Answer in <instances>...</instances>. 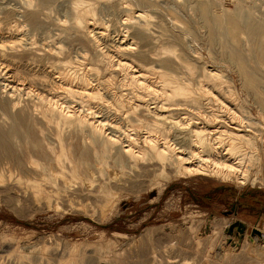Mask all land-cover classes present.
I'll return each mask as SVG.
<instances>
[{
    "label": "bare ground",
    "instance_id": "1",
    "mask_svg": "<svg viewBox=\"0 0 264 264\" xmlns=\"http://www.w3.org/2000/svg\"><path fill=\"white\" fill-rule=\"evenodd\" d=\"M15 1L17 6L14 3L11 7V2L0 1V18L6 21V25L0 27V167H14L17 172L18 169H27V172L30 169V173L37 174L40 178L33 176L32 183H29L33 199L40 197L43 182L64 189L71 187V183L83 188L96 185L104 191L123 190L136 184V179H156L158 176L166 182L179 178H210L232 183L238 188L248 183L251 186L264 184V59H258L264 48V14L259 17L255 13L260 2L235 0L230 10H223L221 6V12L216 7L218 0H193L191 6L183 5L187 11L198 13L196 20H200L201 27L205 26L207 30L204 36L207 35L212 42L219 37L230 48L228 53L226 51L228 58L224 60L228 59L226 63L235 71L233 73L243 78L241 90L250 97L262 118V121L255 122L236 86L229 83L231 77L223 76L224 69L220 70L223 67L208 69L209 65H205L197 72L196 62L186 59L188 56L185 58L184 52V55L177 53L176 47L182 43V48L186 47L189 53L192 52L190 54L198 56L194 50L196 46L189 45L192 39L187 41V37H183L189 34L193 38L196 34L183 25L184 22L180 25V19L165 9L164 1ZM150 11L161 14L153 19ZM59 12L63 13V21L61 14L57 15ZM97 16L101 19L110 17L114 27H117L115 23L121 27L120 36H109L104 23L96 28L99 24ZM165 16L179 25L182 32L165 26L162 20ZM50 26L56 27L58 34L49 32ZM195 31L198 32L199 28ZM60 36L65 42L59 40ZM215 58L213 60H217ZM250 61L254 71L248 65ZM177 67L183 70H180L182 73L177 72ZM248 70L253 77L258 76V82L249 80ZM74 147L79 148L76 156L72 152ZM1 179L2 186L4 181ZM163 186L158 184L159 195ZM58 192L56 190L57 195ZM7 201L12 204L11 200ZM35 211H38L36 207ZM218 221L206 220L203 225L207 232L202 238L208 241L206 247H212L220 235L224 241L217 243V250L213 248L215 260L228 264L243 262L247 225L238 220L228 221L224 231L221 228L220 232ZM175 228L177 230V226ZM228 229L230 233H227ZM255 229L259 233L254 237L255 246L260 255H264V217ZM41 239L39 242L44 243ZM202 239L197 237L199 243ZM157 240L151 242L152 261L136 253L135 261L126 264H178L177 260V263L171 262L173 254L169 256L174 250L171 240ZM83 254L81 258L86 256ZM17 257L27 259L29 255L17 254ZM95 258L98 260L102 256L96 255ZM118 258L109 260L111 264H119ZM180 258L182 264H197L187 263V257L185 261ZM87 260H90L89 256ZM66 264H83V261L69 259Z\"/></svg>",
    "mask_w": 264,
    "mask_h": 264
},
{
    "label": "rangeland",
    "instance_id": "2",
    "mask_svg": "<svg viewBox=\"0 0 264 264\" xmlns=\"http://www.w3.org/2000/svg\"><path fill=\"white\" fill-rule=\"evenodd\" d=\"M0 1L2 2L5 1L6 3L11 2L9 3L10 4L9 7L13 6L14 3H15L14 5L17 6V2L15 0L14 1L13 0H7V1L0 0ZM163 1L165 4L164 5L165 9L170 14H173V16L175 15L174 17L176 18L178 17L177 18L178 20L180 19L179 20V23H181L180 25H182V23L184 22L183 25L186 24V26L189 27L192 30V32L196 34L195 37L193 38L189 34L183 37L185 38L187 37L186 38L187 41H191L192 39L191 41L192 43L190 42L189 45H191L193 48L196 46L194 50L195 51L197 50L198 56L194 53L190 54L192 52L189 53L186 47L182 48V43H179V46L176 47L177 53H180L183 55L184 53H186L187 55L185 54V58L186 56H188L186 59H188L190 62L194 61L191 63L196 62L198 64V66L196 65L198 67L197 72H200V67L202 66L203 68L205 67V65L206 66L209 65L207 66L208 69L212 68L213 66L217 69H220L221 67H223L220 69L221 71L224 69L223 70L224 72L222 71L223 76H226L227 79L231 77L230 79H228V81L230 80L229 83L234 85V87L236 86L235 89H237L240 99L241 100L243 99V101H245L244 104H245L246 110L248 109L247 111L249 112L251 118H253L255 122L262 121V118H260L258 114L259 113L258 108L254 104H252V100L250 99V97L248 98L245 95L244 91L241 90L240 85L242 84L243 78L241 76L240 77L237 76L238 75L237 73H233L235 71L231 68L229 63L228 65L226 63L228 59L226 61L224 60L226 59V57L228 58L226 54L230 51V48H228V46H226L227 44H225L219 37L217 38L215 37L217 39V40L215 39L216 42L215 41L212 42L208 39L207 35L204 36L205 31L207 34V30L205 29V26L204 28L201 27L202 24L200 20H196L198 13L196 11L193 13L183 8V5L191 6L192 4H190V2L192 3L193 0H182V1L181 0L180 1L179 0L177 1L176 0H162V2ZM177 2L178 4H180L179 6H182V7H179ZM255 2L258 4L260 2L259 4L260 6L257 4L259 9L255 13L256 15L261 17V14L262 15L264 14V11H263L264 10L263 9L264 0L263 2L262 0L261 1L259 0L258 2L256 0ZM217 5H216L217 9H219L218 12L219 11L221 12L223 8L225 10H230L235 5V0H221V1L218 0ZM221 6H222V9H221ZM159 13L160 12L156 14L154 11V13L152 14L150 11V14L151 16H153V19H156L155 17L156 16L158 17ZM60 14H61V19L63 21L64 20V18H62L63 13L59 12V14L57 15L60 16ZM97 18H98L99 24H97L96 28H100V26H102V24L104 23L105 24L104 26L107 27V33L108 31L110 32L108 33L109 36L111 37L117 36L116 38L120 36L121 27H119L118 24L115 23V25H117V27L115 26L116 27L115 28L113 26L114 23L112 24L110 17H105L106 20L105 18L101 19L100 16H97ZM108 18L110 19L107 20ZM162 20H164L163 24L165 26L167 24V27H169L170 29L181 31L180 26L179 25L176 26V24H173L175 22H170L168 16L163 17ZM60 23L62 24V22ZM5 25H6V21L0 18V27H4ZM197 27L199 28L198 32L195 31V30H198ZM200 28H202L203 30ZM55 29L56 27L50 26L49 32L53 34L55 33L58 34V31H56L57 29L56 30ZM95 32L99 33L98 30H96ZM60 37L61 38H59V40L62 42H65L63 37L62 36ZM193 39L195 40V42L193 41ZM215 44L219 47L217 46L215 47ZM182 49L184 50L186 49V50L184 51ZM205 50H208L210 52L207 53V51L205 52ZM213 52H216V53H213ZM260 53L261 55H259L258 59L259 58L264 59V48L262 49V52L260 51ZM208 54L212 56V59ZM194 55H196L197 57L195 56L196 58H194ZM205 57L206 58L208 57V59H206ZM214 58L217 60H213ZM218 60H221L222 62L223 61L224 62L222 63L220 61L221 62L220 63ZM216 61H218L219 63ZM210 62L212 64H210ZM217 64H219L220 66L219 65L217 66ZM221 64L223 66H221ZM248 65L250 68L253 66L251 61L249 62ZM227 67L230 69H228ZM252 68L254 71L255 70L254 67ZM177 69H178L177 72H179L180 70L183 71L182 69H179L178 67ZM229 70H232V71H229ZM226 74L227 75L229 74L228 75L229 77H227ZM247 75L249 76L250 81L253 80L255 83L258 82V76L253 77V75H251L250 70H248ZM236 77H239L240 79L239 78L237 79ZM242 93L245 96H243ZM174 111H175L174 114L176 115V110ZM263 124H264V121H263ZM72 152L76 156L79 153V148L74 147L72 149ZM0 168H1L0 177L2 178L1 180L4 181L2 183L3 184L2 186L4 187V189L6 188L5 190H2L3 187L1 186V183H0V186H1L0 188V195H1L0 196V199H1L0 201V240H1L0 249L5 250V251L0 250V260H1L0 263L1 264H58V263L66 264V261H68L69 259L73 260L74 262L77 260L83 261V264L85 263L84 261H86V264H91V263L92 264H102L101 262L103 261L105 263L107 262L106 264H111L110 260H112L113 258L115 259V257L117 258L119 257L118 258L119 264H126V262L135 261L137 257L136 253L142 255L143 259L146 257L145 260L152 261L151 247L153 246L152 243L156 242V239H158L157 241H163V240L168 239V240H171L172 242L171 244H174L173 245L174 250L172 251L173 253H169L170 254L169 256L173 254L172 259H171L172 261L170 260L171 262L174 261L173 263H177L175 262V260H177L179 261L178 264H182V261H180L179 258L183 254V256H181L182 259L181 258L180 259L185 261L188 258V261L186 260L187 263L197 262V264H205V263L207 264H218V263L228 264L227 262H222L217 259L215 260L216 257L214 256L216 251L214 252L213 248L214 250H217V247L219 246L218 244L221 243L223 240L221 238L222 236L218 235V238L215 240V243L212 245V247H206L208 246V243H207L208 241L205 239L204 240L202 239L207 234V232L205 233V230H203V225L205 224L206 220L210 221L214 219L219 220L220 222L221 221L223 222V224L221 222V225H220V222L218 221L219 222L218 230L220 232H221V228L223 229L222 231H224V228L228 221L230 223L231 221L235 222L236 220H238L246 224L247 226L244 230L245 247L243 248V250L244 251L246 250V251L245 253L242 254L243 262H239L238 264H247L248 262H249L248 264H258V263L264 264L263 262L264 255L262 253H261L262 256L260 255V252L257 249L258 248L257 245L255 246V244L257 243H255L256 240L254 239L255 235H259L255 227L258 224V222L264 217V184L261 186L260 185L251 186L248 183L238 188V187H235L232 183H227V182L222 183L216 179H210V178H203V179L198 178V179H191V180L179 178V179H173V180L170 179V180H167L166 182V180L163 177L158 176L157 178L155 177L156 179L152 177L145 178V179H140V178L136 179L135 182L137 185L134 183L132 186L125 187L123 188L124 191L122 189H115L114 191L113 190L104 191L96 185H93L92 187L90 186L91 188H87V187L83 188L76 183H75L76 186L74 185V183H71L70 184L71 187H68V189L67 188L64 189L60 185L53 186V185L45 184L43 182L42 185L44 187L42 186L43 188L41 189L42 193L40 197L37 196L33 199V196H32L33 190L30 187L31 184L29 183H32V181L30 180H32L33 176L37 179L40 178L37 174L33 172L30 173L31 172L30 169H28V172H27V169H18V172H17V168L10 167V166H6V167L3 166ZM7 168L10 169V171ZM6 170H8V173ZM19 170L22 171V173H20ZM130 175L133 176V173L130 172ZM16 176L18 178H16ZM19 178H22V180H19ZM9 180H10L9 182L10 184L8 185L7 181ZM158 181H161V182H158ZM5 182L6 184H4ZM153 182H157V183H154L155 186L153 185ZM21 183H22V186H21ZM139 183L143 185L141 186ZM158 184H159V187H160V184H164L162 191H161V195H159L158 194L159 192L157 191V188L159 190ZM4 185L7 187H5ZM150 186L152 187L154 186V187L152 188ZM49 190L50 191L52 190V191L50 192ZM56 190L57 192L61 191V192H58L59 196L57 195ZM43 193H44V196H43ZM47 195L48 197H45ZM6 196H7V199H6ZM3 197L6 200H3L4 199ZM13 197L15 198L14 201H13ZM56 197L58 198L57 200H56ZM112 197L115 199L114 201ZM67 198L68 199L70 198L69 203H68ZM8 199L12 201V204L9 201H7ZM19 199L23 202H20ZM76 200H78L79 202ZM109 200H111V202ZM28 203H31V204H28ZM49 203L51 204L54 203V204L51 205ZM52 206L54 209L52 208ZM73 206H75V208ZM35 207H36V210L38 209V211H35ZM31 208H34V209H31ZM79 212L80 214L82 213V215H79ZM176 226H177V230L175 228ZM190 228L193 230L190 231ZM174 230H175V233H174ZM231 230H232V227L230 228V231ZM230 231L228 229L227 233L228 232L230 233ZM119 234L126 235L127 237L119 236ZM199 234L201 236H198ZM173 235L175 237L177 236V238H175ZM38 236L44 237V238L41 239ZM158 236L159 237L161 236L162 238L161 237L157 238ZM196 236L202 239L200 243L198 242ZM46 237H48V239L50 240L48 241ZM38 238L41 239L40 240L41 242H44V243L46 242L45 245L44 243H40ZM51 238L53 241L51 240ZM194 241L195 242L197 241V242L195 243ZM10 243H12L11 244L12 246L10 245ZM176 244H178V246ZM41 245H44V246H41ZM103 245L105 246L103 247ZM253 245L256 247L257 249L256 251ZM97 246H99V248ZM195 247L198 249V251L195 249ZM200 247H203V248H200ZM250 247L252 248V250ZM248 248L250 250H248ZM34 249H37V250H34ZM41 249L43 250L46 249V250L43 251ZM47 249H49L50 251ZM206 249H207V252H206ZM51 252L53 253L51 254ZM250 252H252V254ZM206 253H209V254H206ZM211 253L212 255L210 256ZM255 253L257 255H255ZM17 254H20L22 256L29 255V258L27 259L18 258ZM32 254L33 256L31 258ZM82 254L86 256L85 257L82 256L81 258ZM253 254L256 257L258 256L257 258H255V260H254L255 256ZM96 255H98L99 257L102 256V258H99L97 260L95 258ZM88 256L90 257L91 261L87 260ZM104 256L105 258H103ZM8 258H9V261H8ZM92 261L95 263H93Z\"/></svg>",
    "mask_w": 264,
    "mask_h": 264
}]
</instances>
